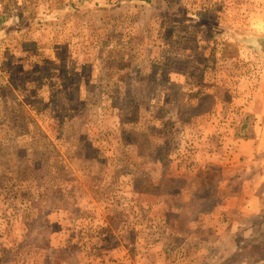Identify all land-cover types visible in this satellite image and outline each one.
Masks as SVG:
<instances>
[{
	"label": "rangeland",
	"instance_id": "rangeland-1",
	"mask_svg": "<svg viewBox=\"0 0 264 264\" xmlns=\"http://www.w3.org/2000/svg\"><path fill=\"white\" fill-rule=\"evenodd\" d=\"M5 2L0 264H129L101 259L109 223L140 227L139 264H192L207 238L168 247L164 225L221 200L220 161L264 98V0ZM263 232H227L204 264L264 257Z\"/></svg>",
	"mask_w": 264,
	"mask_h": 264
},
{
	"label": "crops",
	"instance_id": "crops-1",
	"mask_svg": "<svg viewBox=\"0 0 264 264\" xmlns=\"http://www.w3.org/2000/svg\"><path fill=\"white\" fill-rule=\"evenodd\" d=\"M252 113L248 119L250 123L243 128L242 136L229 144L226 160L220 161L217 194L221 200L209 211L202 212L201 220L194 224L186 222L182 226L181 222L179 224L167 220L164 225V230L167 231L164 236H167L168 247L173 242H179L182 239L180 237L188 233L186 229L189 227L195 228L197 236L208 239L197 237L203 240V245L195 254L197 257L196 259L194 257L192 264H204L211 260L213 257L208 251L214 249L221 252L231 251V242H226L229 231L250 229L253 225L259 228V232L264 231L262 229L264 227V98L254 104ZM236 130L234 126L230 132L236 133ZM107 226L111 227V233L106 234L111 241L104 245L108 253H103L101 257L103 262H107L109 257H116L123 263L139 264L141 244L138 237L140 234L138 235L137 232L140 231V227L134 223L126 225L109 223ZM132 231H136V234L131 235ZM112 236L114 238H111ZM224 241L226 244H221ZM158 243L147 247L148 253L154 255L153 258L150 257L151 260L161 257ZM113 247L114 249L111 250ZM110 252H113V256ZM166 255L174 259L173 254ZM181 260L177 262L180 261L179 264L185 262ZM154 263L156 264L157 261Z\"/></svg>",
	"mask_w": 264,
	"mask_h": 264
},
{
	"label": "built area",
	"instance_id": "built-area-1",
	"mask_svg": "<svg viewBox=\"0 0 264 264\" xmlns=\"http://www.w3.org/2000/svg\"><path fill=\"white\" fill-rule=\"evenodd\" d=\"M5 16V0H0V22L3 20ZM250 260H243L240 263L236 264H264V257L262 258H253V257H248Z\"/></svg>",
	"mask_w": 264,
	"mask_h": 264
},
{
	"label": "water",
	"instance_id": "water-1",
	"mask_svg": "<svg viewBox=\"0 0 264 264\" xmlns=\"http://www.w3.org/2000/svg\"><path fill=\"white\" fill-rule=\"evenodd\" d=\"M262 47H263V50H264V41H262Z\"/></svg>",
	"mask_w": 264,
	"mask_h": 264
},
{
	"label": "trees",
	"instance_id": "trees-1",
	"mask_svg": "<svg viewBox=\"0 0 264 264\" xmlns=\"http://www.w3.org/2000/svg\"><path fill=\"white\" fill-rule=\"evenodd\" d=\"M5 5H6V2H5ZM5 13H6V10H5Z\"/></svg>",
	"mask_w": 264,
	"mask_h": 264
}]
</instances>
